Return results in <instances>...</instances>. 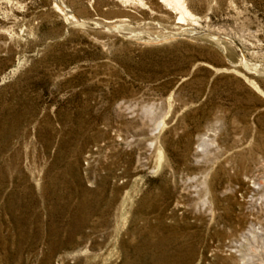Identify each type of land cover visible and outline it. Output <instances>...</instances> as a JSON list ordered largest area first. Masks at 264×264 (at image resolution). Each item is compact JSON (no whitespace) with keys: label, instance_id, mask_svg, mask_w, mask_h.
Segmentation results:
<instances>
[{"label":"rangeland","instance_id":"1","mask_svg":"<svg viewBox=\"0 0 264 264\" xmlns=\"http://www.w3.org/2000/svg\"><path fill=\"white\" fill-rule=\"evenodd\" d=\"M0 264H264V0H0Z\"/></svg>","mask_w":264,"mask_h":264}]
</instances>
